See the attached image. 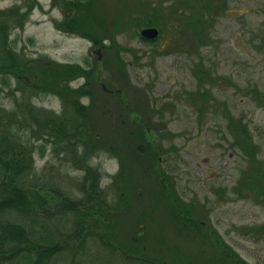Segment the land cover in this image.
Returning <instances> with one entry per match:
<instances>
[{
    "label": "trees",
    "instance_id": "1",
    "mask_svg": "<svg viewBox=\"0 0 264 264\" xmlns=\"http://www.w3.org/2000/svg\"><path fill=\"white\" fill-rule=\"evenodd\" d=\"M20 1V5L0 10V89L10 87L14 77L15 90L22 93L17 108L0 106V264H94L95 255L91 252L102 246L133 264H252L221 236L209 217L206 202L198 197L186 199L177 189V180L158 165L176 147L163 148L151 131L147 133L136 113L139 109L146 115L149 113L145 102L132 99L138 110L130 112L127 108L134 117L127 128L107 122L111 130L107 139L103 130L93 127L91 119L92 108L102 104L98 99L92 105L83 102L93 96V67L47 60L39 68L36 66L40 77L32 72L38 59L27 58L15 50L16 40L11 39V31L23 29L33 8L41 5L38 0ZM191 1L184 0V7L172 6L167 10L145 2L135 3L137 9L142 7L146 12L143 22L137 25L154 26L162 32L169 22L179 21L183 23L182 29L188 27L193 36L203 35L208 14L204 8L188 9L186 5ZM94 4V0H52L51 7L60 6L64 16L54 21L55 27L86 38L93 46L106 47L104 40L114 43L115 34L128 23L119 26L116 18L109 22ZM179 27L177 33L183 31ZM138 37L147 43L157 41L140 34ZM113 66L123 72V59L118 56ZM198 72L201 80L204 72L201 69ZM79 78L85 79L84 83L70 85ZM191 93L201 103L198 108L201 115L207 105L211 110L218 105L225 108L229 148L244 162L240 175L230 185L234 195L226 192L225 196L230 200L247 197L264 208V159L258 158L254 134L244 117L233 116L227 103L213 97L208 89ZM251 93L257 104L264 107V92L253 88ZM41 94L57 96L63 105L62 112L37 106L33 98ZM103 111L111 112L107 107ZM151 111L162 116V109L152 106ZM167 131L164 132L171 137L179 135ZM29 139L42 140V144L34 147ZM108 141L112 143L110 146H106ZM118 143L122 145L118 147ZM50 144L56 148L53 150L56 155L64 151L63 163L81 171L77 183L83 193L81 197L73 196L61 184L34 176L33 153L37 152L39 159L44 158ZM103 145L119 164L116 174H108L113 179L110 178L109 186L117 192L112 199L101 187V172L87 161L98 155ZM140 178L150 182L148 187H140ZM125 180L131 183V188ZM151 186L159 194L155 201L159 200L162 208H154L153 202L146 204ZM145 204L148 208H143ZM244 228L264 238V222ZM123 234H127L126 238ZM176 238L187 244L180 249L181 253ZM167 243L178 255L176 262L170 257Z\"/></svg>",
    "mask_w": 264,
    "mask_h": 264
},
{
    "label": "rangeland",
    "instance_id": "2",
    "mask_svg": "<svg viewBox=\"0 0 264 264\" xmlns=\"http://www.w3.org/2000/svg\"><path fill=\"white\" fill-rule=\"evenodd\" d=\"M51 1L38 0L41 7L33 8L23 29L11 31V39L16 40L15 50L27 58L38 59L40 64L34 62L32 72L40 77L36 66L39 68L47 60L93 67V96L84 98L83 102L92 105V101L98 99L103 105L92 108L91 119L93 127L103 130L107 139L111 137L107 122L111 126L116 122L124 129L131 125L127 120L133 123L134 117L128 110L134 112L138 107H133L132 99H141L149 102L150 107L162 109L161 117L157 114L149 117V113L146 115L140 109L136 112L156 142L163 148L176 147V151H171L168 159L159 161L158 165L177 180V189L186 199L198 197L206 202L209 217L221 236L245 260L264 264V238L244 228L263 223L264 208L247 197L230 200L225 196L227 193L234 195L230 185L244 165L226 139L227 120L223 117L226 110L218 105L212 111L207 105L201 115L198 110L201 103L191 95L196 89H208L213 97L227 103L233 116H243L254 134L258 158L264 159V107L257 104L251 93L253 88L264 92V0H193L186 7L204 8L209 17L203 35L193 36L188 27L182 29V22L171 21L162 32L159 30L161 33L155 37V43L144 42L138 37L144 27L137 24L143 22L146 12L134 4L145 2L167 10L172 6L184 7V0H94V6H99L109 22L113 23L116 18L119 26L128 23L115 34L114 43L104 40V48L93 46L76 34L58 30L54 21L63 19V11L60 6L52 8ZM20 3V0H0V10ZM178 26L183 31L177 33ZM118 56L123 59V72L113 66ZM200 69L204 72L203 80L197 75ZM84 81L83 78L74 79L70 85L80 86ZM15 86L16 79L11 77V86L0 89V106L10 110L17 108L22 93L15 90ZM38 97L33 98L37 106L62 112L63 105L57 96L41 94ZM108 98L114 99L111 105ZM103 107L119 111L120 117L115 115L110 119ZM165 130L179 135L171 137ZM28 141L34 147L42 144V140ZM109 143L106 146L112 144ZM52 145L48 146L44 158L39 159L38 153H33L34 176L61 184L73 196L81 197L83 193L77 186L81 171L63 163L64 151L56 155ZM121 145L118 143V147ZM106 146L87 161L101 172V187L112 199L117 197V192L109 186L113 179L110 177V180L108 174H116L119 164L116 158L110 157ZM125 181L131 188V183ZM147 184H150L148 180L140 178V187H148ZM225 188L227 190L223 191ZM221 190L223 192L219 193ZM158 197L151 186L146 204L153 202L154 208H162L161 202L155 201ZM146 204L143 208H148ZM175 242L180 247L179 253L187 246L180 238ZM166 247L176 262L178 255L169 243ZM91 254L95 255L94 264L134 263L107 252L103 246L95 247Z\"/></svg>",
    "mask_w": 264,
    "mask_h": 264
},
{
    "label": "water",
    "instance_id": "3",
    "mask_svg": "<svg viewBox=\"0 0 264 264\" xmlns=\"http://www.w3.org/2000/svg\"><path fill=\"white\" fill-rule=\"evenodd\" d=\"M140 35L148 39H153L157 37L158 29L154 26L144 27L140 30Z\"/></svg>",
    "mask_w": 264,
    "mask_h": 264
},
{
    "label": "flooded vegetation",
    "instance_id": "4",
    "mask_svg": "<svg viewBox=\"0 0 264 264\" xmlns=\"http://www.w3.org/2000/svg\"><path fill=\"white\" fill-rule=\"evenodd\" d=\"M104 87V86H103ZM105 88V87H104ZM107 102H110V104L112 103V102H114V99H111L110 100V98H108V100H107ZM146 103V102H145ZM148 104H149V102H147ZM147 103H146V105H147ZM152 107V106H151ZM151 107H150V105L148 106L147 105V109L149 108L150 110H149V117H151V116H153V112L151 111ZM115 115L117 116V118H119L120 116H118L119 114H115L114 113V111H112L111 110V112L109 113V118L111 119V117H115ZM155 115V114H154ZM123 117H125L126 118V114L125 115H123ZM127 122H128V124H132V122H129L128 120H127ZM127 124V125H128Z\"/></svg>",
    "mask_w": 264,
    "mask_h": 264
}]
</instances>
